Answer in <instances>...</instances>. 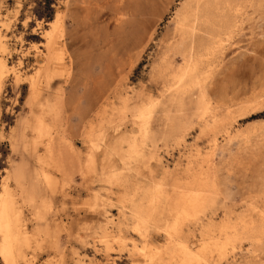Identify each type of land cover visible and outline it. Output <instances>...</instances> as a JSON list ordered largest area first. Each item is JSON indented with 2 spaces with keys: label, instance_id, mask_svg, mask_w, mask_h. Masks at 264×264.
Returning a JSON list of instances; mask_svg holds the SVG:
<instances>
[{
  "label": "rangeland",
  "instance_id": "1",
  "mask_svg": "<svg viewBox=\"0 0 264 264\" xmlns=\"http://www.w3.org/2000/svg\"><path fill=\"white\" fill-rule=\"evenodd\" d=\"M195 1L0 0V264H264V0L179 82Z\"/></svg>",
  "mask_w": 264,
  "mask_h": 264
},
{
  "label": "bare ground",
  "instance_id": "2",
  "mask_svg": "<svg viewBox=\"0 0 264 264\" xmlns=\"http://www.w3.org/2000/svg\"><path fill=\"white\" fill-rule=\"evenodd\" d=\"M245 3V0H196L187 7L186 12L182 15L181 25H179L180 28L178 30V32H181V42L176 52L181 56L184 65L175 74L178 79L177 81L182 82L196 77L203 72L206 65L210 64L213 60L217 59V56L223 53L226 44L230 43L239 33L238 31L241 27L240 13ZM214 10L220 12L215 14ZM197 200L200 201L199 198ZM194 206L196 207V204ZM195 210L197 209L195 208ZM250 234H253V232ZM252 236L254 238L257 237L256 235ZM252 236L249 237L251 238ZM249 237L246 238L249 240ZM219 245L221 246V244ZM219 245L216 247L218 248ZM206 248L207 246H204L203 249L205 250ZM218 250L219 252L222 251V249ZM196 257L191 251H187L184 261L179 264H193Z\"/></svg>",
  "mask_w": 264,
  "mask_h": 264
}]
</instances>
